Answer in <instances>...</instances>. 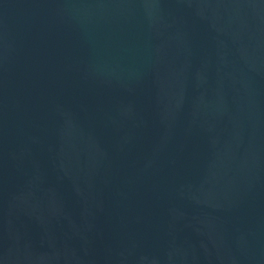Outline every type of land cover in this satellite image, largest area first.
I'll use <instances>...</instances> for the list:
<instances>
[{
  "label": "water",
  "instance_id": "1",
  "mask_svg": "<svg viewBox=\"0 0 264 264\" xmlns=\"http://www.w3.org/2000/svg\"><path fill=\"white\" fill-rule=\"evenodd\" d=\"M0 264H264V0H0Z\"/></svg>",
  "mask_w": 264,
  "mask_h": 264
}]
</instances>
